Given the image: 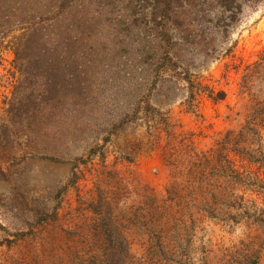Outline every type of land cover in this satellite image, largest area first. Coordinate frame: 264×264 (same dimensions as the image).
<instances>
[{"label": "rangeland", "instance_id": "obj_1", "mask_svg": "<svg viewBox=\"0 0 264 264\" xmlns=\"http://www.w3.org/2000/svg\"><path fill=\"white\" fill-rule=\"evenodd\" d=\"M12 35L0 38V264H264V0L243 4L220 56L194 57L225 100L191 112L182 91L151 96L167 130L119 124L136 96L112 72L77 104L67 90L41 104L57 75L18 69ZM24 94L38 111L15 117Z\"/></svg>", "mask_w": 264, "mask_h": 264}, {"label": "trees", "instance_id": "obj_2", "mask_svg": "<svg viewBox=\"0 0 264 264\" xmlns=\"http://www.w3.org/2000/svg\"><path fill=\"white\" fill-rule=\"evenodd\" d=\"M256 1L260 0H0V38L13 34L18 69L43 68L57 75L51 81L57 90L42 93L41 104L62 103L66 90L75 93L77 104L81 89L112 72L136 96L119 124L142 121L149 131L167 130L169 119L153 106L151 96L170 100L182 91L181 104L191 112L198 111L204 97L225 100L227 91L194 72L193 60L197 54L220 56V43L237 22L243 4ZM261 61L264 65V56ZM260 67L261 62L248 65L243 78ZM16 105L15 117L28 114L22 110L26 105H34V116L38 95L24 94ZM236 175L238 182L244 181L242 173ZM116 241L128 251L123 235L119 233ZM120 259L126 263L125 256ZM256 262L255 257L247 264Z\"/></svg>", "mask_w": 264, "mask_h": 264}]
</instances>
